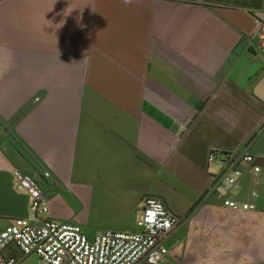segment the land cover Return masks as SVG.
I'll return each instance as SVG.
<instances>
[{
	"label": "crops",
	"instance_id": "crops-1",
	"mask_svg": "<svg viewBox=\"0 0 264 264\" xmlns=\"http://www.w3.org/2000/svg\"><path fill=\"white\" fill-rule=\"evenodd\" d=\"M258 21L264 0H0V230L34 218L20 171L51 220L100 233L162 201L181 220L164 264H264V168L240 166L229 198L255 208L234 210L209 160L264 165Z\"/></svg>",
	"mask_w": 264,
	"mask_h": 264
},
{
	"label": "built area",
	"instance_id": "built-area-1",
	"mask_svg": "<svg viewBox=\"0 0 264 264\" xmlns=\"http://www.w3.org/2000/svg\"><path fill=\"white\" fill-rule=\"evenodd\" d=\"M256 36L264 54V22H257ZM210 162H219L225 172L215 186L222 195V204L234 210H252L255 205L229 198L248 166L254 182L264 168L258 156L248 150L236 151L218 157L209 156ZM16 187L26 191L30 198L33 220L15 218L0 230V264H26L31 255L40 258V264H164L168 249L166 239L180 225L181 220L165 207L162 201L149 197L143 204L135 233L105 231L89 237L80 225L57 223L50 219V205L38 182L20 171L13 173ZM49 178V174L45 173ZM252 197H257L252 192Z\"/></svg>",
	"mask_w": 264,
	"mask_h": 264
},
{
	"label": "rangeland",
	"instance_id": "rangeland-1",
	"mask_svg": "<svg viewBox=\"0 0 264 264\" xmlns=\"http://www.w3.org/2000/svg\"><path fill=\"white\" fill-rule=\"evenodd\" d=\"M79 215V219L81 220H87L90 218L91 221H95L96 219L94 217H87L84 213H78ZM101 219V218H99ZM69 223H72V224H77L78 225V220H75L74 218H70L69 220ZM98 221V220H96ZM100 222V221H98ZM101 225L102 223H99V224H95V225H91V224H88V225H84L82 226L83 227V230L84 232L89 236V237H94L96 235H98L101 231ZM135 233V232H134ZM26 264H40V258L37 256V255H31L27 258L26 260Z\"/></svg>",
	"mask_w": 264,
	"mask_h": 264
},
{
	"label": "water",
	"instance_id": "water-1",
	"mask_svg": "<svg viewBox=\"0 0 264 264\" xmlns=\"http://www.w3.org/2000/svg\"><path fill=\"white\" fill-rule=\"evenodd\" d=\"M258 90H259L260 92H263V91H264V80L259 84V86H258ZM259 91L256 92V95L263 99V97H262V95L260 94Z\"/></svg>",
	"mask_w": 264,
	"mask_h": 264
},
{
	"label": "clouds",
	"instance_id": "clouds-1",
	"mask_svg": "<svg viewBox=\"0 0 264 264\" xmlns=\"http://www.w3.org/2000/svg\"><path fill=\"white\" fill-rule=\"evenodd\" d=\"M125 2H127V0H125Z\"/></svg>",
	"mask_w": 264,
	"mask_h": 264
}]
</instances>
